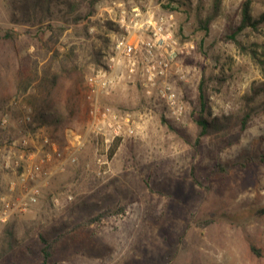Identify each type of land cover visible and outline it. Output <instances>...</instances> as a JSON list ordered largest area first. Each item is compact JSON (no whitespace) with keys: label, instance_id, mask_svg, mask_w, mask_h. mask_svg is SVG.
I'll list each match as a JSON object with an SVG mask.
<instances>
[{"label":"rangeland","instance_id":"1","mask_svg":"<svg viewBox=\"0 0 264 264\" xmlns=\"http://www.w3.org/2000/svg\"><path fill=\"white\" fill-rule=\"evenodd\" d=\"M65 1L36 19L23 18L19 0H0V264H41L47 246V264H264V95L248 107L247 128L236 124L252 86L264 83L252 59L264 60V24L237 35L246 52L229 39L247 0H222L208 31L201 22L215 0L179 11L174 34L184 50L170 76L179 120L118 67L100 101L132 113L134 132L112 157L88 131V79L108 69L125 33L119 4L129 12L138 0H68L73 10ZM251 1L258 19L264 0ZM202 81L205 115L234 120L199 138ZM79 141L76 161L57 169L55 149L67 158ZM32 188L37 201L6 215Z\"/></svg>","mask_w":264,"mask_h":264},{"label":"built area","instance_id":"2","mask_svg":"<svg viewBox=\"0 0 264 264\" xmlns=\"http://www.w3.org/2000/svg\"><path fill=\"white\" fill-rule=\"evenodd\" d=\"M194 0H138L129 12L119 4V16L115 19L123 33L113 43L112 55L108 61V69L97 76L88 79L89 91L94 97V103L89 110L88 131L95 133L109 148L112 143L133 134V114L103 104L100 97L110 96L115 86V74L124 63L125 74L128 79H139L146 94L163 104L169 118L179 120L183 108L179 104L178 94L170 82L171 69L183 53L182 48L175 37L177 28V15L181 9ZM183 79V77H182ZM46 143L49 140L46 139ZM79 146L71 151L67 158L55 149V155L59 161L57 169L67 163L76 161V152ZM54 146V144H51ZM52 157L47 156L41 163L51 162ZM46 179L53 173L45 171ZM39 190L32 188L27 190L18 203L7 204L6 215L17 209L24 210L31 202H36Z\"/></svg>","mask_w":264,"mask_h":264},{"label":"trees","instance_id":"3","mask_svg":"<svg viewBox=\"0 0 264 264\" xmlns=\"http://www.w3.org/2000/svg\"><path fill=\"white\" fill-rule=\"evenodd\" d=\"M53 0H19L18 10L20 14L23 16H32L33 18L38 19L39 13L38 9L46 14L45 16L50 17L51 12V3ZM222 0H215L213 12L209 14L202 22H201V29L204 31H208L210 25L213 21L219 16L220 14V6ZM18 0H16V3ZM95 1L92 2V7L95 6ZM66 6L73 10V4L71 1H65ZM251 5L252 1L247 0L244 2L242 6V18L240 25L234 30L232 35L229 37L243 52L245 51L243 44L237 40V35L244 31L247 28H254L257 29L260 25L264 24V13L258 19H254L251 14ZM33 9V11L31 10ZM28 16V17H29ZM81 16L77 17L76 21H80ZM1 39V35H0ZM246 52V51H245ZM252 59L256 63L263 64L264 60L259 57L256 52H253ZM106 68V66H105ZM264 68V67H263ZM264 75V71H263ZM264 95V83L260 85H253L251 88V94L249 97L246 98L247 108L243 110L242 115L236 117V124L240 126V130L244 131L247 128V125L251 119L253 108H248L252 103L256 101V99L260 96ZM199 106H200V114L196 119V123L200 128L199 138L212 135L214 133H218L220 131L227 130L232 125V120H234L233 116H224L222 118H212L210 119L209 116H206L205 113L209 109V96L207 95L206 87L204 81H202L199 85ZM39 120L45 121L46 113H41ZM58 122V120H56ZM120 139H117L113 142L111 147L109 148V156L112 157L115 150L118 148V144L120 143ZM10 249L14 246V235L13 232H9L8 234ZM43 240V239H42ZM44 241V240H43ZM51 246L50 248L47 246L44 249L43 255V262L41 264H47L48 259L51 257Z\"/></svg>","mask_w":264,"mask_h":264}]
</instances>
